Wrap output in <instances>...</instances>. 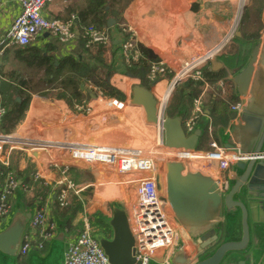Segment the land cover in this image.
<instances>
[{
    "label": "crops",
    "instance_id": "obj_1",
    "mask_svg": "<svg viewBox=\"0 0 264 264\" xmlns=\"http://www.w3.org/2000/svg\"><path fill=\"white\" fill-rule=\"evenodd\" d=\"M241 1L133 0L122 15L109 16L103 20L89 18L87 15L72 16L66 12L65 7L58 5V3L47 7L45 17L56 23V31L52 36L42 35L32 44L36 48L47 49V67L41 72L38 71L39 73H34L29 79V86L20 91L23 95L16 97L14 102L5 106L6 114L2 125L5 131L7 126L16 119L20 104L28 101V108L21 114L18 121L20 123L15 126L13 134H7L4 141L12 142L10 138L17 137L25 140L42 136L45 139H53L52 141L58 146L53 150L49 149V146H45L43 147L44 151L30 149L32 153L24 150L15 151L22 153L18 159L14 157L16 162L12 156L10 157L9 167L12 170L27 171L30 166H33L34 170L30 176L34 175L42 179L47 189L41 195L44 201H35L32 208H27L22 202L17 201V195L22 192L19 188L12 199L13 211L11 215L3 221L0 220V231L7 226L17 206L21 205L26 212H31L33 215L36 208L44 205L47 207L50 222L56 227V235L52 241L45 242L42 250H32L27 255L19 256L17 264H52L49 257L53 250L57 251L55 255L56 264H60L62 249L65 256L70 241L86 228L91 231L90 220L102 227H107L111 231L108 221L114 213L109 215L104 211L108 208L106 204L115 199V194L111 193L115 188H112L109 178H106L96 167L99 165L106 167L107 165L74 159L71 147L76 145L71 144L76 143H70L75 139L76 141H85L91 138L89 133L88 137L85 138L84 136L86 123L89 122L91 126L92 123L101 124L104 119H101L103 115L99 114V107L105 101L109 104L108 101L111 100L109 98L104 100L101 92L98 93L99 90L95 89L93 84L91 85L90 82L77 77L73 72L75 66L90 61L91 67L94 68L93 64L98 66V63L92 61V57L100 54L102 62L99 66L104 67L107 74H113L115 69L119 70L124 65L126 67L129 59L134 60L133 69L136 72L150 73L145 76L149 81L146 84L143 82L144 77L132 73L134 77H139L137 79L140 81L138 86L142 88V90L140 88V93L137 96L139 102L142 103L138 104L137 107L135 106L134 111L130 113L135 124L144 122L148 125L149 115L145 107L149 109V114H151L157 104L160 108L166 106V115L171 114L170 117L173 118L181 113L185 117L186 113L206 114L207 118L203 117L198 125L192 128L187 122L181 120L188 136L198 134L197 153H195V158H197L200 155L198 153H206L216 147H223V137L230 125L233 124L230 118L232 115L213 111L211 108L237 96L234 89V94L228 97L224 90L223 76L231 80L235 74L243 69L249 63L255 42L259 40L258 38L253 42L249 49L248 59L241 63L243 60L239 57L238 39L242 37V32L238 29V20L233 31L236 14L232 15L239 8ZM251 1L248 6L251 5ZM0 2L3 4V10L0 12L1 43L12 21L20 14L21 7L16 0H0ZM196 4L199 5L198 8H194ZM262 25L261 36L264 33L263 22ZM90 29H94V32L91 31L92 41L100 38V44L91 41L89 38ZM238 31L241 32V37H237ZM100 32L103 36H100ZM126 44L134 47V56L127 58L131 53L129 52L123 65L121 58L126 52ZM209 53H211L208 56L209 59L195 69L192 79L172 86V77L176 70L195 58ZM86 55L91 57L89 61L84 60ZM162 75H168L167 79ZM190 81L198 82L200 85L189 88L187 84ZM124 86L125 83L121 87L122 91H119L123 97L126 95L129 98L130 95L127 94L128 91ZM176 87L179 88L175 92ZM145 88L150 92L148 94L152 95V98L146 93ZM163 90H165L163 94L170 92L165 105L163 104L164 95L160 98L158 94L162 93ZM171 95L174 97L173 99H170ZM19 98L21 99L20 102L18 101ZM194 103L196 107L192 109L191 106ZM17 105L19 106L17 107ZM111 106L113 107L112 103ZM181 106L186 110H183ZM125 108V102H123L121 110H112L118 113L114 112L116 115H119L120 112L123 113ZM93 111L95 114H92ZM110 116L113 115L107 116V122H109L110 118L108 117ZM208 123H211L212 126V137L210 138H207L208 130L204 126ZM79 124L82 128L80 131L78 130ZM188 126L190 128L187 131ZM135 131L140 133L143 130L137 128ZM70 137L69 144L64 145L63 142ZM137 142L139 143V141ZM210 143L212 144L210 145ZM5 149L0 147V167L5 158ZM188 167L191 172H200L211 176L214 180L217 179L216 174L209 173L202 167L199 168L197 165H188ZM232 171L233 167L229 171L228 179ZM3 181L4 179L0 180L1 187ZM105 181L108 183V187H104ZM19 186L21 187L22 184L19 183ZM99 186L102 187L101 190ZM250 209L251 248L247 253L248 256L257 250L264 252V209L259 211L255 205ZM30 229L31 220L25 230L24 237L28 235L35 244L43 242L40 233H33ZM61 232L64 235L63 241L59 245L57 243H59L58 238L61 237ZM221 233L224 235V228ZM111 234L112 231L110 235L101 234L98 236L110 237ZM234 236L238 238L241 236V218L237 220ZM173 255L172 258L174 259ZM172 258L171 261H173ZM254 262L257 264L259 260L255 259Z\"/></svg>",
    "mask_w": 264,
    "mask_h": 264
},
{
    "label": "water",
    "instance_id": "obj_2",
    "mask_svg": "<svg viewBox=\"0 0 264 264\" xmlns=\"http://www.w3.org/2000/svg\"><path fill=\"white\" fill-rule=\"evenodd\" d=\"M199 5H194L198 8ZM264 24V12L262 16ZM241 37V32L236 33ZM46 37L50 34L46 33ZM231 81L235 93L244 101V109L230 118L233 124L223 137V147L242 155L233 166L229 190L220 192L216 181L200 172H191L184 161L168 160L165 164V188L173 216L187 236L196 243L200 253L216 246L196 264H223L231 254H247L251 248L250 208L264 209V33L251 51L249 63L235 74ZM20 102L21 99L19 98ZM163 142L167 149L193 151L198 134L188 136L180 118L161 119ZM249 204H247V200ZM32 218L31 212L17 206L7 226L0 231V264H17L25 230ZM241 218V236L235 237V226ZM110 237H96L110 264H140L133 248V234L126 211H117L108 221ZM224 228V235L221 229ZM64 233L58 238L63 241ZM56 240V239H55ZM54 240V242H55ZM220 243H217L219 242ZM55 244V243H54ZM56 250L49 257L56 264ZM264 264V252L249 256ZM261 254V255H260ZM63 254L60 264H64ZM185 250L174 256V264H187Z\"/></svg>",
    "mask_w": 264,
    "mask_h": 264
},
{
    "label": "built area",
    "instance_id": "obj_3",
    "mask_svg": "<svg viewBox=\"0 0 264 264\" xmlns=\"http://www.w3.org/2000/svg\"><path fill=\"white\" fill-rule=\"evenodd\" d=\"M16 1L21 7V12L12 21L6 32L5 38L0 43V58L4 55V52L11 47H28L42 35L46 33L52 35L56 31V23L45 17L47 6L54 3L56 0ZM2 10L3 4L0 2V12ZM90 30L94 32V29ZM210 55L211 53L202 57L199 56L176 70L173 75L172 86L192 79L195 69L200 64L207 61ZM117 97L121 98V100L111 103L116 110H121L124 101L122 97ZM113 98L115 97H110L109 99ZM211 109H213V111L223 112L227 115H238L244 109V101L236 96L215 105ZM5 114V107L0 105V147L6 148L2 166L8 168L10 166V156L13 151L24 150L25 152L32 153L30 149L36 147V145L18 138H10L12 142L4 141L7 136L3 133L2 125ZM160 116L161 115H159L160 120L166 117V115L161 118ZM159 130L163 135L161 125ZM18 146L24 148H18ZM71 148L74 159H78L79 161L100 163L110 166L114 168L115 172L119 175L138 173L144 176V178L136 182L137 187L135 188V192L137 199L132 204L133 206L127 211L130 228L133 234V248L137 261L140 264H174L173 261H171L172 255L174 254V257L179 251L185 249L183 246L184 242L178 235L170 216L166 212L165 207L168 202L165 193L166 188L164 187L165 180L158 174L154 159L150 157L151 155L139 151H123L122 149H108L87 145H76ZM172 152L177 161H184L187 164L193 163L194 160L209 161L211 168L206 164L202 165V168L209 173L217 175L215 181L222 193L229 190L228 174L231 167H233L238 160L244 158L242 155L236 154L223 147H216L209 153H198L201 154V156H199L200 158L191 159L187 158V154L197 152L186 151L184 149L172 150ZM19 188V183L13 173H8L0 188V220L3 221L11 215L13 211L12 199ZM163 188L164 191L162 190ZM167 206L169 207V204ZM46 208L47 207L44 205H41V207L35 209L32 215L30 229L33 233H40L43 242L35 244L33 240L26 235L19 256L27 255L28 252L32 250H42L45 242H50L55 238L56 227L50 222L48 210H46ZM178 244H181L179 249L176 248ZM185 252L189 258V252L186 251V249ZM64 264L110 263L107 255L100 247L97 238L92 236L89 228H86L68 243Z\"/></svg>",
    "mask_w": 264,
    "mask_h": 264
},
{
    "label": "rangeland",
    "instance_id": "obj_4",
    "mask_svg": "<svg viewBox=\"0 0 264 264\" xmlns=\"http://www.w3.org/2000/svg\"><path fill=\"white\" fill-rule=\"evenodd\" d=\"M249 4H250V0H242L240 2L239 8L236 11H234V13H232V15L236 14L235 27L233 28V31L236 28L237 20L239 22L238 29L240 30V23H241V19L243 16L241 9L243 8L242 10L244 13L245 7L248 6ZM102 5H103L102 3L95 2L93 4L92 11L95 12L96 10H99V8ZM239 19H240V21H239ZM101 32H100V36H103ZM129 37H130V35H129ZM89 38L92 41L93 37L91 35V30H89ZM92 42H97L96 44H100L101 39L99 38L98 40L92 41ZM125 47H126V52L124 53V55L121 58L122 63L124 62V60H126V56L128 55V53L131 52V50L134 48L130 44H126ZM42 49L45 50V48H42ZM86 54H87V52H86ZM90 58H91L90 56L86 55V59H84V60L89 61ZM23 59H26V58L23 56ZM92 61H94L95 63H98V66H97V64L96 65L93 64V66L98 71V73L100 75V82H99L100 85H94L95 89L99 90L98 93L101 92V96L104 100H108V98H110V97L122 96V100L125 102L126 108L124 109L123 113L120 112L119 115H116L115 113H117V112L112 110L115 108L112 107L110 103L107 104L106 101L103 102V104L100 105V107H99V114L103 115L101 117V119L102 120L104 119V121L101 124L92 123V126L90 125L89 122L86 123L87 127H86V131H85L84 136H85V138L88 137V133H89L91 135V138L86 139L85 141H76V139H75V141L70 142V140H71V137H70V139L68 138L66 141L63 142V144L68 145L69 142L70 143L75 142L76 144H71V145L87 144V145H93L94 147L100 146V147H104V148H108V149L116 148V149H122L123 151H133L134 150V151H139V152L146 153V154L149 153L151 156H153L155 158V167L158 171V174L161 177H163V174L161 172H162L163 166H164V172H165L166 161H168V160L177 161V160L174 157L173 158L167 157L165 162H164V159H163V161L161 160V162L159 160V159H161V157L163 155L162 149H164L163 135L160 132L158 125H156V121L158 120L159 115H161V108L158 107V104H157L156 107L153 108L152 113L149 114V109L147 107H145L147 114L149 115V118L147 119L148 125L145 124L144 122H140L139 124H135L133 122L132 116L130 115V113H132L134 111V107L135 106L137 107L138 104L142 103V102H139V100L137 98V96L140 93L139 90L141 88V86H138L140 81H138L137 79H139V77H134L133 74L141 75L142 78L144 77L143 82H145V84H146V82L149 83V81L147 80L148 78L147 79L145 78V76H148L150 73L141 74L139 72H136V70L133 69V67H134L133 66V64H134L133 59L128 61V63H127L128 65L126 67L123 63L124 66L121 69L119 68V70L115 69L113 74L112 73L107 74L104 71V67L99 66V65H101V62H102L100 54H97L94 57H92ZM89 62L88 63L83 62V63L91 66L92 64ZM161 74H164V73L161 72ZM167 74H169V73H167ZM162 76L167 79L168 75H162ZM172 79H173V77H172ZM124 83H125L124 87L128 91L127 94L130 95L129 98L126 95H125L126 98L123 97V94H121L119 91L122 89L121 87H123ZM87 87H88V84H87ZM174 87H173V89H174ZM177 88H179V87H176L175 92L177 91ZM166 89H167V87H166ZM141 90H142V88H141ZM146 93L150 94V92L147 89H146ZM163 93H165V90H163L162 93L161 92L158 93L160 98L162 97V95H164ZM21 95H23V93L19 92L18 96H21ZM172 95H171L170 99L174 98V97H172ZM149 96H150V98H152L151 97L152 95H149ZM15 97H16L15 95L13 96V98L10 97L11 99H9L10 101L8 104L14 102ZM106 104H107V106H106ZM195 105H196L195 103L192 104V106H191L192 109H194L196 107ZM25 107H26V105L24 107L20 108L19 111ZM103 107H104V110H103ZM157 107H158V109H157ZM181 108L183 110H186L182 106H181ZM162 112H163V109H162ZM23 113H24V111H23ZM92 114H95V111H93ZM111 114L113 116L108 117L110 119H109V122H107V116H109ZM168 115H166V118L170 117L171 114L169 116ZM172 116H174V115H172ZM178 117L181 120L187 122V124L190 125L192 128L193 126L198 125L200 119H202L203 117L207 118V115L203 114V113L195 112L193 114L192 113H186V117L184 116L183 113H181L180 115H178ZM11 125L12 124L8 125L7 129L5 131L3 130V133L5 135L8 134V131L10 130ZM190 126L187 127V131L190 128ZM204 126L208 130L207 138L212 137V133H210L211 128H212L211 123L210 124L208 123L207 125L205 124ZM137 128L138 129L141 128L143 131H141L140 133L135 131ZM78 130L79 131L82 130L81 124L78 125ZM189 133H191V131H189ZM160 137H161L160 140L162 142V147H160V145H159V138ZM17 138L22 140V138H19V137H17ZM33 138H35V139H33ZM78 139H79V137H78ZM23 140H24V138H23ZM52 140L53 139H45L42 136H35V137L30 138V139H25L24 141H29L30 143H34L36 145V147L32 148V150H35V151L43 150L44 151L45 149L43 147H45V146H49V149H52V150L55 149L56 146H58L57 143H54V141H52ZM61 140H64V139L61 138ZM135 141L136 142L139 141V143L138 142L136 143ZM123 142H125V143H123ZM211 144L212 143H210V145ZM18 148H24V147L18 146ZM64 153H66V151H64ZM68 153H69V151H68ZM206 153H209V152H206ZM197 158H200V157L198 156ZM188 164L191 166L197 165V166H199V168L202 167V165L206 164V165H208V167L211 168L209 161L207 162L205 160H194L193 163H188ZM161 165H163V166L160 167ZM101 166L102 165H99L96 167L105 175L106 178H109V182L112 185V188H115V190H113V192H111L112 194H115V199H113L111 203L106 204V205H108V208L104 211V213L107 212L110 215L112 213H116L117 211H123V210L126 211L128 208H131V206H133L132 204L137 199L136 192H135L136 191L135 188L137 187L136 182L140 181L142 178H144V176L141 174H138V173L119 175L114 171V169L112 167H109V166H106V167L102 166L101 167ZM164 177H165V175H164ZM104 184H105L104 187H108V185H107L108 183H106V181L104 182ZM101 188L102 187L99 186L100 190H101ZM162 190L164 191V188ZM165 193H166V190H165ZM115 202H120V204L121 205L123 204L124 207L120 208L119 210L115 209L114 208ZM171 221L174 223V221L172 219H171ZM89 224L91 226V234L94 237H97L98 235H101V234H109L110 235V233H111V231L107 227H102V226L98 225V223H95V221L90 220ZM180 246H181V244H178V246L176 248L179 249ZM183 246L186 249V251H188V248L186 247L185 243L183 244ZM192 248H193V250H196V252L194 251V257L193 256L191 257L189 254L190 261L188 264H196L197 260H198V258H197L198 252H197V249L195 248V246L193 245V242H192Z\"/></svg>",
    "mask_w": 264,
    "mask_h": 264
},
{
    "label": "trees",
    "instance_id": "obj_5",
    "mask_svg": "<svg viewBox=\"0 0 264 264\" xmlns=\"http://www.w3.org/2000/svg\"><path fill=\"white\" fill-rule=\"evenodd\" d=\"M132 1L133 0H56L52 4L58 3V5L65 7L66 12L72 16L87 15L89 18L103 20L109 16L122 15ZM95 2L102 3L103 5L99 10L93 12L92 9ZM262 12L263 0H252L251 5L245 7L240 23L242 37L238 39L240 45L239 57L243 60L241 63L248 59L251 45L261 36V31L263 30L261 22ZM50 36L52 35L50 34ZM46 50L47 49L43 50L30 45L24 48L18 46L11 47L4 52V55L0 58V105L5 107L9 103L10 97L13 98L14 95L17 97L21 90L29 86V79L34 73L36 74L38 71L41 72L46 69ZM23 56L26 59H23ZM73 72L82 80L90 82L93 85H100V75L98 71L87 64H77ZM223 84L228 97L232 96V94H234L233 82L228 77L223 76ZM187 85V87L192 88L193 86H199L200 83L190 81ZM110 100L111 101L108 103L111 104V102H116L121 100V98L115 97ZM27 104L28 101L22 105L20 104V106L17 105V107L19 106L18 108L24 107L25 105L26 107L18 111L17 117L12 123L8 134H13L15 126L19 124L18 121L23 110L25 112L26 108H28ZM21 154L22 153L13 151L11 156L13 160H15L14 157L18 159ZM33 170V166H30L27 171H15L10 167H2V165L0 167L1 181L5 179L8 173H13L18 183L22 184L20 187L22 192L17 195V201L22 202L27 208H32L35 201H44L41 195H43L47 189L42 179L34 175L30 176Z\"/></svg>",
    "mask_w": 264,
    "mask_h": 264
},
{
    "label": "bare ground",
    "instance_id": "obj_6",
    "mask_svg": "<svg viewBox=\"0 0 264 264\" xmlns=\"http://www.w3.org/2000/svg\"><path fill=\"white\" fill-rule=\"evenodd\" d=\"M134 56V48L131 50V53H130V55L129 56H127V58H132ZM130 60V59H129ZM169 95H170V92H168V93H166V94H164V102H163V104L165 105L166 104V102H167V99H168V97H169ZM162 109H163V112H162ZM166 110H167V107L166 106H163L162 108H161V116H160V118L161 117H163V116H165L166 115ZM209 115V114H208ZM148 118H149V116H148ZM168 118H173V117H168ZM174 118H179L178 116H175ZM210 119V118H209ZM156 120V119H155ZM156 125H158V128H160V125H159V117H158V120L156 121ZM211 133V132H210ZM162 136V135H161ZM161 137L159 138V145H160V147H162V142H161ZM212 140V139H211ZM222 147V146H221ZM162 151H163V155H162V157H161V159H159L160 160V162H161V160L163 161V159H164V162H165V160L167 159V157H171V158H173L174 157V154H173V152H172V150H169V149H167L166 147H165V145H164V149H162ZM192 152H197V149H195V150H193ZM188 155V157L187 158H189V159H191V158H195V153H190V154H187ZM199 156H201V154L199 155ZM151 157V159H154V162H155V158L153 157V156H150ZM158 158V157H157ZM133 159V158H132ZM163 165H161L160 167H162ZM164 172V166L162 167V174H163V179L165 180V177H164V175H165V172ZM4 182V181H3ZM164 187H165V183H164ZM29 188V187H28ZM168 205V204H167ZM166 205V207H165V209H166V212L168 213V215L170 216V218L174 221V223H173V226L175 227V229H176V231H177V233H178V235L181 237V239H182V241L186 244V247L188 248V251H189V254H190V256L192 257H194V251L196 252V250H193V248H192V241H191V239L187 236V234L185 233V231L181 228V226L174 220V216H173V213H172V211H171V209H169V207ZM123 206L119 203V202H115V204H114V208L115 209H117V210H119L120 208H122ZM93 231V230H92Z\"/></svg>",
    "mask_w": 264,
    "mask_h": 264
},
{
    "label": "flooded vegetation",
    "instance_id": "obj_7",
    "mask_svg": "<svg viewBox=\"0 0 264 264\" xmlns=\"http://www.w3.org/2000/svg\"><path fill=\"white\" fill-rule=\"evenodd\" d=\"M245 200H247V199H245ZM245 202H247V204H249V200H247ZM221 230H223V229H221ZM220 241L221 240H219V242H217V243H220ZM193 245L197 249V252H198L197 258H198V260L201 257L208 255L217 246V245L216 246H210L207 250H205L204 252L200 253L196 243L193 242ZM254 260H255L254 257L248 256V254H245V255H242V254H231V256H229L225 260V262L223 264H255Z\"/></svg>",
    "mask_w": 264,
    "mask_h": 264
}]
</instances>
